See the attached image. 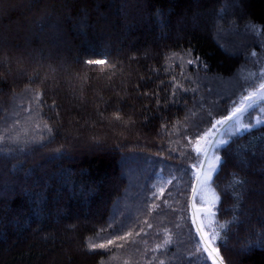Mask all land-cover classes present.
<instances>
[{"label":"trees","instance_id":"obj_1","mask_svg":"<svg viewBox=\"0 0 264 264\" xmlns=\"http://www.w3.org/2000/svg\"><path fill=\"white\" fill-rule=\"evenodd\" d=\"M262 67L264 0H0V264H212L205 235L264 264V123L222 131L191 210L194 133Z\"/></svg>","mask_w":264,"mask_h":264},{"label":"snow or ice","instance_id":"obj_2","mask_svg":"<svg viewBox=\"0 0 264 264\" xmlns=\"http://www.w3.org/2000/svg\"><path fill=\"white\" fill-rule=\"evenodd\" d=\"M189 52H191V49H189ZM88 64H104L105 60L98 59V60H88L86 61ZM199 64L200 63V57L193 56L188 60V64ZM184 91H187V89H184ZM258 102H264V83H261L259 86V90L254 89L253 91L247 92L246 95H241L238 100L232 101V107L227 110L228 114L223 115L220 114L219 118H214L213 113L210 111L208 113V119L204 122L205 126L198 130L196 133H194V143H193V150L196 154H207L210 150L215 149L217 152H220L221 149H223L228 143L229 140L221 139L220 134L222 131H226L227 127L231 125L233 122H235V132L232 135H243L245 132L249 131L250 128L256 127L259 123H264V121H258L257 124H252L251 122L248 123H242L241 119L246 117V114L249 112L250 109H253ZM210 125V126H207ZM163 130V129H162ZM188 138V137H186ZM190 139V143L192 142V139ZM224 162V157L221 154L214 155L207 161V168L206 170L201 168V171L203 172V177L201 178L199 175L197 176V179L200 180L203 184H208L213 180L214 174L218 171L219 166ZM201 165H204L205 161H199ZM243 163V161H241ZM240 185H243V181L239 182ZM211 194V200L208 202V204H214L217 200H219V196L216 195L215 191L212 189L208 190ZM164 195V189L161 188L159 190L158 195H154L153 199H159L160 196ZM153 207H158V205H154ZM197 214L201 213H208V214H214L212 213V207L211 206H202L197 207L196 209ZM151 227V225H149ZM223 227V225L221 226ZM202 231V230H201ZM119 239H124L123 237H118ZM216 236L208 237L203 236L202 242H204L205 246L203 247V252L207 253L209 257H213V254L216 253V256L212 258V264H217V258L218 253L215 248H212L211 251H209V248L211 247L210 244L207 243L209 240H215ZM109 245L113 243L112 240H109L107 242ZM223 246V245H221ZM100 247H104V245H100ZM221 264L223 262L221 261Z\"/></svg>","mask_w":264,"mask_h":264},{"label":"rangeland","instance_id":"obj_3","mask_svg":"<svg viewBox=\"0 0 264 264\" xmlns=\"http://www.w3.org/2000/svg\"><path fill=\"white\" fill-rule=\"evenodd\" d=\"M249 77L251 79L254 80V82L256 83L255 88H253L251 91H253L254 89L259 90V86L261 83H264V67H262L259 71H251L249 72ZM261 107L259 104H257L253 109H250V111L246 114L245 118L241 119L242 123H248L252 120V124H257L258 121H264V119H260L257 115L255 114H251V112L259 110ZM254 122V123H253ZM260 124V123H259ZM258 125V124H257ZM251 129V128H250ZM211 158V156H208L207 161ZM207 168V162L205 165V170ZM203 177V174L201 175V178ZM209 189H211L210 187H208V184H203L201 186V190L199 193H197V196L199 197L198 201L203 204V206L209 205L208 202L211 200V194L208 191ZM197 207H201L200 205L195 206L194 205V211L196 216H198L196 209ZM218 264V263H217Z\"/></svg>","mask_w":264,"mask_h":264},{"label":"water","instance_id":"obj_4","mask_svg":"<svg viewBox=\"0 0 264 264\" xmlns=\"http://www.w3.org/2000/svg\"><path fill=\"white\" fill-rule=\"evenodd\" d=\"M258 103H259V102H258ZM210 151H211V150H210ZM210 151H209V153H210ZM209 153H207V154L205 155V158H204V161H205V162H206V160H207V158H208V156H209ZM205 164H206V163H205ZM205 164L202 165L201 168L204 169ZM201 168H200V171L198 172V174L196 175V178H195V186H196V184H197V182H198L197 176H198V175L201 176V175L203 174V172L201 171ZM192 215H193L194 223H195V225H196V227H197V220H196V216H195V213H194L193 208H192Z\"/></svg>","mask_w":264,"mask_h":264}]
</instances>
